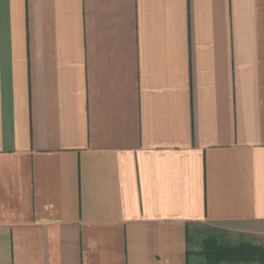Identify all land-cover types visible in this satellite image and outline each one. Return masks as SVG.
<instances>
[{
  "label": "crops",
  "instance_id": "0c3cea01",
  "mask_svg": "<svg viewBox=\"0 0 264 264\" xmlns=\"http://www.w3.org/2000/svg\"><path fill=\"white\" fill-rule=\"evenodd\" d=\"M210 237L264 248V0H0V264Z\"/></svg>",
  "mask_w": 264,
  "mask_h": 264
},
{
  "label": "trees",
  "instance_id": "16d2710c",
  "mask_svg": "<svg viewBox=\"0 0 264 264\" xmlns=\"http://www.w3.org/2000/svg\"><path fill=\"white\" fill-rule=\"evenodd\" d=\"M203 256L207 264H264V248L247 243L229 244L215 238L201 241Z\"/></svg>",
  "mask_w": 264,
  "mask_h": 264
},
{
  "label": "rangeland",
  "instance_id": "374dc122",
  "mask_svg": "<svg viewBox=\"0 0 264 264\" xmlns=\"http://www.w3.org/2000/svg\"><path fill=\"white\" fill-rule=\"evenodd\" d=\"M202 243V242H201Z\"/></svg>",
  "mask_w": 264,
  "mask_h": 264
}]
</instances>
